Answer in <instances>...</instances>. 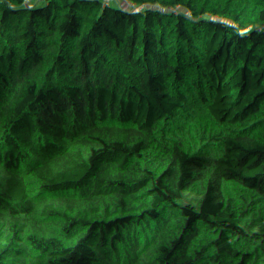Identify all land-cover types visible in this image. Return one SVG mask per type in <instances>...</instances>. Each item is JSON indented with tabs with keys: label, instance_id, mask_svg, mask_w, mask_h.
<instances>
[{
	"label": "trees",
	"instance_id": "trees-1",
	"mask_svg": "<svg viewBox=\"0 0 264 264\" xmlns=\"http://www.w3.org/2000/svg\"><path fill=\"white\" fill-rule=\"evenodd\" d=\"M0 264H264V0H0Z\"/></svg>",
	"mask_w": 264,
	"mask_h": 264
},
{
	"label": "built area",
	"instance_id": "built-area-1",
	"mask_svg": "<svg viewBox=\"0 0 264 264\" xmlns=\"http://www.w3.org/2000/svg\"><path fill=\"white\" fill-rule=\"evenodd\" d=\"M40 129L42 130H46V131H57L59 134L61 133H64L65 129H66V126H63L61 128H59L58 130L55 128V126L53 125V123H46V124H42L40 126ZM81 141H87V142H91V143H96V140H90L89 138H86L85 136H81L79 135ZM216 164H220L222 165V167L224 168H230L233 166L232 163H230L229 161H223V162H217Z\"/></svg>",
	"mask_w": 264,
	"mask_h": 264
},
{
	"label": "rangeland",
	"instance_id": "rangeland-1",
	"mask_svg": "<svg viewBox=\"0 0 264 264\" xmlns=\"http://www.w3.org/2000/svg\"><path fill=\"white\" fill-rule=\"evenodd\" d=\"M59 135L61 136H64V137H75L76 140H78L79 142H81V139L79 136H76L74 135L73 133H70V134H66L64 133L63 135L60 133ZM230 169V168H229ZM227 169V175H228V180H229V183L232 187H235V184H236V173L234 172V170H229Z\"/></svg>",
	"mask_w": 264,
	"mask_h": 264
}]
</instances>
